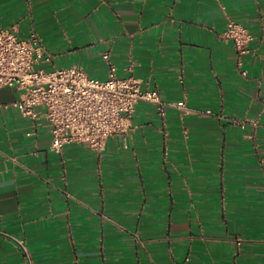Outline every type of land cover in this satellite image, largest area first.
<instances>
[{
    "label": "crops",
    "instance_id": "1",
    "mask_svg": "<svg viewBox=\"0 0 264 264\" xmlns=\"http://www.w3.org/2000/svg\"><path fill=\"white\" fill-rule=\"evenodd\" d=\"M0 25L38 32L48 70L106 80L110 52L190 108L142 101L103 151L58 152L0 86V264H27L18 239L35 264H264V0H0Z\"/></svg>",
    "mask_w": 264,
    "mask_h": 264
},
{
    "label": "built area",
    "instance_id": "2",
    "mask_svg": "<svg viewBox=\"0 0 264 264\" xmlns=\"http://www.w3.org/2000/svg\"><path fill=\"white\" fill-rule=\"evenodd\" d=\"M225 38L234 42L240 54L239 65L243 67V57L251 52L254 35L242 22L230 18ZM104 58L109 64L106 80L90 76L77 65L48 70L43 66L48 58L38 32L32 31L23 38L16 26L0 25V86L21 91L16 105L23 115L46 118L53 134L52 146L58 152L73 142L87 143L103 151L113 135L129 129L142 101L155 103L163 117L170 107L190 110L185 100L165 102L158 89L145 88L134 74L121 76L110 52ZM207 113L214 111L209 109ZM18 243L27 264H35L26 241L18 239Z\"/></svg>",
    "mask_w": 264,
    "mask_h": 264
}]
</instances>
